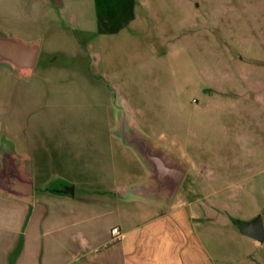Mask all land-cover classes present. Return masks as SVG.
<instances>
[{
	"label": "rangeland",
	"instance_id": "rangeland-1",
	"mask_svg": "<svg viewBox=\"0 0 264 264\" xmlns=\"http://www.w3.org/2000/svg\"><path fill=\"white\" fill-rule=\"evenodd\" d=\"M0 31L41 42L31 77L0 67V140L40 153L38 188L69 172L143 181L117 135L133 121L191 161L172 203L202 198L203 219L211 199L240 221L264 208V0H0ZM219 229L224 248L264 254L237 224ZM18 237L9 264H26Z\"/></svg>",
	"mask_w": 264,
	"mask_h": 264
},
{
	"label": "crops",
	"instance_id": "crops-1",
	"mask_svg": "<svg viewBox=\"0 0 264 264\" xmlns=\"http://www.w3.org/2000/svg\"><path fill=\"white\" fill-rule=\"evenodd\" d=\"M17 153L31 157L34 199L28 202L0 192V264H9L17 233L22 243L17 260L26 264L29 256L34 258L33 264H232L245 259L264 264V254L257 260L251 253L223 247L220 226L236 224L227 201L211 199L206 205L209 218L203 219L199 197H180L169 207L136 196L124 197L129 186L146 181L147 173L143 181L124 187H108L105 173H63L61 187L49 192L36 185L48 180L40 153L35 147ZM67 185L74 186V194L63 192ZM38 195L40 200L35 201ZM257 215L264 221V208L253 214ZM116 226L122 232L118 241L112 234ZM255 241L258 247L264 246V241Z\"/></svg>",
	"mask_w": 264,
	"mask_h": 264
},
{
	"label": "water",
	"instance_id": "water-1",
	"mask_svg": "<svg viewBox=\"0 0 264 264\" xmlns=\"http://www.w3.org/2000/svg\"><path fill=\"white\" fill-rule=\"evenodd\" d=\"M40 49L41 42L38 40L26 42L0 31V67H7L15 76H32ZM117 135L124 145L138 155L147 173L145 182L129 186L123 196H136L169 207L187 174L190 161L170 145L162 144L145 134L133 121L120 124ZM74 190L73 185H67L63 192L74 194ZM0 192L28 202L34 199L31 157L19 155L14 142L5 135L0 142ZM238 228L243 234L264 241V221L261 215L250 221H240Z\"/></svg>",
	"mask_w": 264,
	"mask_h": 264
},
{
	"label": "built area",
	"instance_id": "built-area-1",
	"mask_svg": "<svg viewBox=\"0 0 264 264\" xmlns=\"http://www.w3.org/2000/svg\"><path fill=\"white\" fill-rule=\"evenodd\" d=\"M112 234H113V240L114 241H118L122 238V232L118 226H116L112 229Z\"/></svg>",
	"mask_w": 264,
	"mask_h": 264
},
{
	"label": "trees",
	"instance_id": "trees-1",
	"mask_svg": "<svg viewBox=\"0 0 264 264\" xmlns=\"http://www.w3.org/2000/svg\"><path fill=\"white\" fill-rule=\"evenodd\" d=\"M235 223L238 224L240 220L234 219Z\"/></svg>",
	"mask_w": 264,
	"mask_h": 264
},
{
	"label": "flooded vegetation",
	"instance_id": "flooded-vegetation-1",
	"mask_svg": "<svg viewBox=\"0 0 264 264\" xmlns=\"http://www.w3.org/2000/svg\"><path fill=\"white\" fill-rule=\"evenodd\" d=\"M185 177H186V176H185ZM184 179H185V178H184ZM184 179H183V181H184ZM183 181H182V184H183ZM182 184H181V186H182ZM181 186H180V187H181Z\"/></svg>",
	"mask_w": 264,
	"mask_h": 264
}]
</instances>
